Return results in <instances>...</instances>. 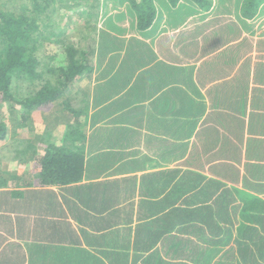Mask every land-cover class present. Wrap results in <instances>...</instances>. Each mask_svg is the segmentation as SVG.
Returning a JSON list of instances; mask_svg holds the SVG:
<instances>
[{"label":"crops","instance_id":"1","mask_svg":"<svg viewBox=\"0 0 264 264\" xmlns=\"http://www.w3.org/2000/svg\"><path fill=\"white\" fill-rule=\"evenodd\" d=\"M262 10L261 16L245 24L236 18L234 32L228 30L231 27L223 35L215 32L218 46L198 48L197 57L189 56L193 64L175 61L172 51L171 58L167 53L162 58L156 40L150 58L140 65L132 82L117 86L128 87L138 80L146 96L149 83H156L158 90L139 105L112 110L117 99L111 102L105 95L102 104L108 101L107 107L99 105L95 95L87 100L92 103V116L86 115L81 124L85 137L76 143L81 145L84 165L79 182L55 184V174L43 178L42 151L50 144L59 147L60 131L48 143L8 139L2 147L11 156L0 155V264H221L225 258L227 264H264ZM151 30L155 27L145 32ZM166 34L170 44L172 35ZM230 43L236 46L231 48ZM114 81L110 80L108 90ZM191 93L196 100L193 106ZM178 95L184 102L174 115L166 110L178 104ZM116 111H122L118 117ZM108 115L112 128L103 125ZM143 119L149 132L138 124ZM65 146L60 139V147ZM159 157L164 162H157ZM174 173L180 174L176 180L187 176L191 183L201 184L195 198L207 197L216 223L215 199L225 188L220 184L240 191L234 196L237 203L252 198L262 203L246 216L229 211L233 224L225 227L231 229L226 240L223 234L215 238L211 234L215 223L210 228L200 225L201 235L192 240L180 228L156 242L151 236L165 224L160 218L177 208L183 210L179 201L171 207L159 206L172 199ZM163 209L164 213L159 212Z\"/></svg>","mask_w":264,"mask_h":264},{"label":"trees","instance_id":"2","mask_svg":"<svg viewBox=\"0 0 264 264\" xmlns=\"http://www.w3.org/2000/svg\"><path fill=\"white\" fill-rule=\"evenodd\" d=\"M72 1L78 5L83 2L94 0H17L16 5L12 6V8H7L5 0H0L1 107L6 106L12 111H18L17 114H20L21 118L18 125L19 127L25 126L28 131L37 129L36 119L33 112H36L37 109L43 108L44 106L57 101L61 98V96H63L62 94L71 93V90H73L72 88L76 87V84L85 77H92L96 66V62H94L95 55L99 58L101 55H104L109 51L102 49L103 51L101 50L100 53L97 47L94 48L90 46V52L88 53L82 49L77 50L73 46L64 45L63 49L66 54V58L64 63H61L63 65L58 67V74H60V76L62 75L60 78L63 81L61 89H55L54 91L44 89L46 88L44 87L38 92L35 90V92L30 95L20 93L24 82L34 87L35 83L41 81V77L44 76V61L41 57H39L38 52L44 44L42 39L45 38L46 28L49 27L50 21L53 20L52 16L57 12L58 7H63L66 3ZM121 1L131 2V8L134 13L132 15L136 18L134 22L137 23L138 28L136 30L145 32L152 28L154 21L157 20L160 10V8L155 4L156 0ZM186 1L187 4L189 3V6H187L189 8L190 16L192 13L197 16L200 11L210 12L214 6L213 0H185V2ZM179 2L180 0H159V4L162 9H175L178 6L177 9L181 8L182 11V4L178 5ZM218 2H221V4L224 3L222 0H219ZM183 5L186 6V4ZM89 6L97 8L92 4ZM237 6L238 13L240 15L236 14V17L234 18H237V20L245 24L247 20L253 21L261 16L263 11L262 9L264 7V0H239ZM69 7L73 8L72 5ZM227 10H229L230 13L234 12L230 8H227ZM181 11H178L177 14ZM214 13L215 15H222L224 12H222L218 6V11L215 10ZM123 15L124 14L119 15L120 20L130 14H126L125 16ZM179 15L181 17L184 14L181 12ZM233 24L234 23L232 21V25ZM229 27H226L225 29ZM215 32L216 31L212 34L203 36V47L201 44L199 45L198 41L199 49L201 47L205 50L208 49L205 44L211 40L212 35ZM58 36L61 35H57L56 37ZM113 39L115 38L113 37ZM187 42L188 36L186 34L183 35L182 40L176 44L185 50ZM235 46L236 44L230 43L231 48ZM185 53L194 57L198 52H195L194 49L192 50L191 47H188L186 48ZM41 55H43V53H41ZM118 74L120 76V73L117 72V76ZM141 78H144L143 73ZM113 79L115 80V77ZM22 92L24 91L22 90ZM15 93L20 94L14 97ZM71 113L73 114L71 123L64 124L61 127L58 139L59 147H56L54 144H50L46 151H42L44 156L41 157L40 167L43 169V178L46 180L47 178H50L51 175L55 174L58 178L55 184L62 183L63 185H67L71 182L77 183L81 180L84 172L83 161L80 157L81 145L76 144L77 142L82 141V137H85L83 134V125H81L82 123L80 122L83 112L82 110H72ZM28 114L30 115L26 116ZM8 135L9 128L3 119L0 121V143L6 142L8 140ZM49 138L50 137H48L46 143L50 140ZM60 139L63 143H66L65 147H60ZM70 145H72L71 149L69 148ZM34 153L38 154V151L36 150ZM178 174L179 173H174L175 185L172 196V199L176 196V201L173 202L171 198H168L167 204L163 201L159 204V206H164L165 208L168 206L171 207L172 205H176L179 201L183 203V210L181 211L177 208L173 211V213H168L164 216V218H160V220H162V222L164 221L163 223L165 224L151 236L156 242L164 237V235H167L168 232H171V230L180 228L183 229L184 233L189 232L188 239L192 240L193 238L201 235L200 231H202V229L198 230L201 227L200 225L203 224L202 226L206 225L210 228L216 223L213 209H211V206L208 205V199H206L207 197L201 200L195 198L201 184L198 181L191 183L192 179L187 176L179 177V179L176 180V177L180 176V174ZM238 176L240 175L238 174ZM59 180L63 182H59ZM187 180H189V182H187ZM220 185L225 187L223 188L220 197L217 196L215 199V202L218 205V218L216 217V220L219 219L220 224L217 222L214 225L215 231H212V229L210 232L214 238L217 237V235L223 234L224 239L226 240L227 238H225V235L228 237L231 233V229H226L225 227L233 224V218H231L229 211L235 210L237 215L242 213L246 216L255 212L258 205L262 203V200L255 198L256 202H253L254 198H252L253 200L249 199L248 203L246 201V203L244 201H242V203H237L238 199L234 196H237V193H240V191L236 190L235 187L227 188L224 184ZM209 197L211 198L214 196L210 195ZM243 203H245V205ZM240 209H242L241 212ZM159 212L164 213L165 209L159 210ZM209 251H211V248H209ZM227 263V258L221 262V264Z\"/></svg>","mask_w":264,"mask_h":264},{"label":"rangeland","instance_id":"3","mask_svg":"<svg viewBox=\"0 0 264 264\" xmlns=\"http://www.w3.org/2000/svg\"><path fill=\"white\" fill-rule=\"evenodd\" d=\"M218 1L219 0H213L214 6L210 12L200 11L197 16H195L193 13L190 16L188 8L189 3L187 4V1L185 2V0H180L178 3V5L182 4V11L181 8L177 9L178 6L175 9H162L159 4V0H156L155 4L160 8L159 14L161 15L157 20L154 21L152 29L155 27V30H151L150 33L136 30L138 29L137 23L134 22L136 18L132 15L134 13L131 8V2L128 1L122 2L121 0H94L83 2L78 5L72 1L66 3L63 7L59 6L57 12L52 16L53 20L50 21L49 27L46 28L45 38L42 39L44 44L41 47V50L38 52L39 57H41V59L44 61V76L41 77V81L35 83L34 87L24 82L22 84V89L20 90L21 94L26 93L27 95H30L31 93L35 92V90L38 92L44 87H46L44 89L54 91L55 89H61L63 81L60 78L62 75L60 76V74H58V67L63 65L61 63H64L66 58V54L63 49L64 45H70L75 47L77 50L82 49L88 53L90 52V46L94 48L97 47L100 53L102 49L109 51L108 53L101 55L99 58H97L95 55L94 62H96V66L92 77H85L76 84V87L72 88L73 90H71V93H64L62 94L63 96H61V98H59L57 101L44 106L43 108L37 109L36 113L33 112L36 119L37 129H33L32 132L26 131L27 129L25 126L19 127L18 122L21 120V118L20 114H17L18 111H12L6 106L1 107L2 102L0 100V121L4 119L7 123L9 128V141H11V138H14V140L17 139L18 141L19 139H26L30 141L35 140L38 143H42L43 141L48 140V137H50V140L55 139L58 137L59 131H61L60 125H62L65 121L68 122V119H72V110H82L83 113L80 120L81 123L86 120V115L88 113L90 116H92V112L90 110L92 103L87 102V100H90L94 95L98 100V104H101L102 107H107L110 104L108 101L104 103L105 105L102 104L105 95H107L108 98H112L111 102L117 99L114 101L116 103L112 110L130 107L135 103H138L139 105L146 96H150L152 92L158 90L156 83H149L150 94L148 92L146 96L144 95V89L139 85L138 80H136L135 84L133 85L132 83L127 85L128 87L117 86L123 84L121 83L122 81L126 82L127 80H131L132 82V79L138 74L137 70L140 65L144 64L146 60L150 58V49L155 48L156 40L159 39L157 42L159 45H161L160 49L162 53L159 54L162 58H165L166 53L167 56L171 58L170 51H172L175 61L193 64L194 61L189 58V55L186 54L187 56H184L186 48L191 47L192 50L194 49L197 52V49L199 48L198 41L199 45L201 44L202 47L204 46V42L202 41L203 36L212 34L214 31H235L234 21H236V18L234 17H236V14L240 15L238 13V6L235 7V4H238L239 0H222L224 1V5ZM5 2L7 4H5L7 8H12V6L16 5L17 0H5ZM91 4L97 8L90 7L89 5ZM183 4H186V6ZM71 5L73 8L69 7ZM218 6L219 9L224 13L222 15L215 16L214 11H218ZM234 7L236 11L232 13L227 10V8L234 10ZM178 11H181L182 14H184L180 19L179 14H181V12L177 14ZM120 14H124L123 16L126 14L130 15L125 18L123 17V19L120 20ZM232 21L234 23L233 25ZM241 24H243V22ZM225 26H231V29L226 30ZM262 31V26L257 29L258 34H261ZM166 33H171L172 35L170 38L172 42H170V44L167 42V38L164 36ZM186 34L188 36V42L185 45V50H183L181 46H177L176 43L182 40L183 35ZM57 35L61 36L56 37ZM213 35L211 40L205 44L208 48L218 46V44H216L217 42L215 43L213 39ZM221 35H223L222 32ZM113 37L115 39H113ZM221 38H218L219 40L217 41L222 44L223 40H221ZM60 41H62L64 44ZM173 43L174 45H172ZM164 48L167 50H163ZM145 50L148 52L145 53ZM41 53H43V55H41ZM202 56L207 58L209 53L208 56ZM109 71L111 73L110 75L108 74V77H106L105 74H107ZM117 72L120 73V76L119 74L117 76ZM114 77L115 81L113 82V86L111 88L112 90H108L107 86L110 84V80ZM126 88H128L127 96L124 98L125 93L123 92L126 91ZM22 90L24 92H22ZM20 93H15L14 97L18 96ZM194 95L195 94L193 93L190 95V98H192L191 106L196 104ZM122 96L124 99L121 98ZM177 97L178 98L175 99L178 100V104L173 103L172 108H167L166 110L167 112H173L172 114L174 115L177 114L178 108L180 109L184 102L180 95ZM116 112L118 117L122 111ZM29 115L30 114L26 116ZM169 115L173 116L171 113H169ZM111 120V116L109 115L104 119L103 125H106L105 128L114 126ZM146 121L147 120L145 119H143V121L138 120V124L141 128H144L143 131L149 132L148 128L150 127H147L145 124ZM192 130L193 128L191 131ZM34 131H37V134H35ZM27 137H29V139ZM15 142L16 141H13V143ZM6 143L8 142L0 143V148L3 149L0 150V153L2 151L0 155L5 158H9L11 153L4 151L5 147H2L3 145L5 146ZM10 145H8L9 147L7 146L9 150L12 148ZM159 153L160 152H158V154ZM164 160L165 159H161L159 157L157 162H164ZM177 162L182 163L180 160ZM2 169L5 170V167ZM224 249L227 250L226 247ZM197 256L198 255H194L193 258ZM192 264H198V262H192Z\"/></svg>","mask_w":264,"mask_h":264}]
</instances>
